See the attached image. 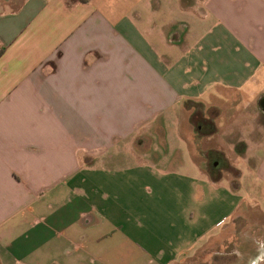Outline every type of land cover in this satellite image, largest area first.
<instances>
[{"label": "crops", "instance_id": "crops-1", "mask_svg": "<svg viewBox=\"0 0 264 264\" xmlns=\"http://www.w3.org/2000/svg\"><path fill=\"white\" fill-rule=\"evenodd\" d=\"M253 210L264 0H0V264H239Z\"/></svg>", "mask_w": 264, "mask_h": 264}, {"label": "rangeland", "instance_id": "rangeland-1", "mask_svg": "<svg viewBox=\"0 0 264 264\" xmlns=\"http://www.w3.org/2000/svg\"><path fill=\"white\" fill-rule=\"evenodd\" d=\"M253 179L254 175L252 173L243 174L242 176L244 188H242L241 192L246 193L249 199L252 198V195H255V192L252 190L254 185ZM252 225H254V227L258 226V231L250 233ZM231 227V237L226 241L228 245V248H226L229 251V255H231L229 256L231 260H235L236 253L240 250L239 264H264V216L254 210L249 211L247 216L237 218L235 222L233 221ZM245 235L248 236V243L244 242L243 244V241L246 240ZM240 240L242 244L241 247L238 248V241ZM228 241L231 242L228 243ZM255 257L254 263H250L252 258Z\"/></svg>", "mask_w": 264, "mask_h": 264}]
</instances>
